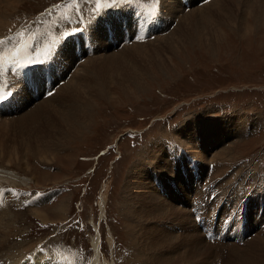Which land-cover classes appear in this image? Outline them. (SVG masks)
<instances>
[{
	"label": "rangeland",
	"instance_id": "1",
	"mask_svg": "<svg viewBox=\"0 0 264 264\" xmlns=\"http://www.w3.org/2000/svg\"><path fill=\"white\" fill-rule=\"evenodd\" d=\"M132 1L13 0L11 5L0 6V52L14 51L8 53V59L12 60L11 55L16 54L19 59L39 66L42 63H32L33 59L42 58L49 49L57 46L62 37H66L59 43L55 58L64 48L62 42L66 49L81 51L79 62L91 55L90 59L95 61L86 68L90 85L97 90L107 87V94L90 98L88 125L70 135L63 124V109L56 101L45 103L39 108L40 112H44L31 117V109L39 106L45 98L32 97L30 89L34 93L33 86L29 83L23 89L30 96H26L29 101L24 100V105L19 102L24 97L20 96V87L13 100L10 97L7 100L11 104L10 110L14 111L0 116V121H8L0 126V169L12 170L19 177L28 176L30 179L24 183L0 173V199L3 201L0 200V216L9 218L6 223L9 227L0 238V264H19L25 255L31 251L32 255L37 249L38 252L56 255L55 262L89 264L92 250H87V246L98 228L103 252L100 259L114 264H157L159 260L175 261L176 264H239L235 262L239 258L246 261L251 255L255 256L254 253L263 252L264 13L257 11L248 0H237L234 7L224 3L226 5L222 7L210 8L207 5L214 0L208 1V4L200 3L201 0H187L185 3L182 0H159L162 13L158 15L159 19L152 22L148 20L150 15L146 6L130 3ZM258 4L264 6V0H259ZM97 8L101 9L99 13ZM190 8L203 12L200 13L207 18L212 32L205 35V41L209 39L207 42L197 38L195 24L201 32L207 28L197 23L193 25L189 19L191 28L187 32L182 28L175 34L176 37L181 34L184 39L176 49L173 46L160 53L161 48L167 45L162 43L145 46L154 48L148 54L133 50H129L128 54L121 53L123 48L131 47L135 42L145 44L161 35L167 36ZM133 12L137 17L134 26L141 28L140 32L143 28L145 30L137 41L133 39L135 34L126 31L130 30L128 20ZM109 15L117 17L120 29L119 26L114 29L117 37L114 41H118L115 48L114 43L111 45L109 41H102L105 50H102L101 56H108V65H104V59L93 57L95 53L92 51L98 43L91 34L93 22L104 24ZM60 21L63 24L54 27V23L61 24ZM108 27L115 28L112 23L100 26L106 34ZM123 27H127L124 29L128 36L123 33ZM82 29L88 35L91 54L78 47L80 33H74ZM40 31H49L44 35H49V38L37 40L36 35ZM125 37L128 40L125 41ZM1 56L0 63L5 64L6 56ZM55 58L51 55L43 65H47V71L51 70L54 75L55 70H59L60 78L64 76L67 80L73 68H69L67 63L61 68L59 66L62 60L68 61L67 55L59 59L56 68L51 62ZM47 67L37 68L44 70ZM4 69L0 67V73ZM35 72L39 75L38 71ZM33 73L26 75L30 78ZM64 78L62 81L66 82ZM58 83L54 82V90L60 86ZM135 84L137 86L133 89ZM126 86L131 88H124ZM55 106L56 111L48 110ZM210 121L213 123L209 124ZM247 123L251 130L250 133L247 131L248 135L244 132ZM183 124L192 125L190 130L195 136L179 133ZM203 124L205 128L201 127ZM212 124L210 129L216 127L211 131L208 125ZM195 129H199L197 134ZM254 130L258 131L252 133ZM203 141H207V145L202 147ZM6 148L14 152L3 151ZM168 149L173 152L192 150L204 155L198 157L193 153L185 156L186 160L180 158L181 169L185 172L181 175L172 166L173 158ZM219 151L229 152L228 161L220 160ZM216 153L217 158L212 160ZM9 154H15V157L12 156L14 160ZM182 155H177L176 159ZM212 161L213 168L209 164ZM136 164L139 166L138 174L136 178L132 176L140 186L136 196H144L149 201L152 196H158L157 200L150 201L152 206L166 199L169 206L185 210L186 222L167 219L152 224L157 230L160 228L159 237L167 238V242H176L173 251H165L167 254L163 252L162 256L155 255L156 262L146 258L148 253L141 248L142 241L133 236V233L138 234L137 223L127 213V206L130 208L131 205H126V180ZM226 164L228 168L224 170ZM143 168L145 171L141 170ZM199 180L202 184L198 186ZM8 189H11L10 193ZM44 194L48 196L41 197ZM133 206L136 207V200ZM218 206L220 210L217 212ZM190 207H194L195 212L197 209L205 221L210 213L212 216L216 213L226 215L221 222L229 221L227 235L233 236L235 241L228 236L224 242L212 244L206 241ZM238 213L240 215L236 216ZM236 222L240 224V230L232 227ZM34 225L38 226L36 230ZM167 230L172 231L171 241L162 234ZM189 232L196 235L198 241L201 239L204 246L210 247L213 258L211 256L204 262L205 258L186 251L195 244L192 237L189 247L183 244L181 238Z\"/></svg>",
	"mask_w": 264,
	"mask_h": 264
},
{
	"label": "bare ground",
	"instance_id": "2",
	"mask_svg": "<svg viewBox=\"0 0 264 264\" xmlns=\"http://www.w3.org/2000/svg\"><path fill=\"white\" fill-rule=\"evenodd\" d=\"M15 1V0H14ZM162 1V0H161ZM211 1V0H210ZM237 0H214L213 2H211L210 4H208L207 2V8H210V7H213V6H216L217 5H223L224 3H228V5L226 6H233L234 3H236ZM250 3H253L252 5H255V9L257 11H259L260 13H264V6L258 4V1H255V0H248ZM253 1V2H252ZM13 2V0H0V6H5L6 5H11L10 3ZM161 4V3H160ZM164 4V3H163ZM143 5V4H142ZM205 5V4H204ZM178 6V5H177ZM139 7V6H138ZM145 7V6H144ZM222 7V6H221ZM234 7V6H233ZM141 8V7H140ZM165 8V7H164ZM171 8V7H170ZM204 8V7H203ZM0 9H2L0 7ZM176 9V8H174ZM145 10V9H144ZM167 10V9H166ZM226 10V8L224 9ZM142 11V10H141ZM227 11V10H226ZM164 12V11H163ZM166 12V11H165ZM164 12V13H165ZM199 10H197L196 8H190L189 11L187 12V14H184L182 15V17L179 19V22H178V25L175 27V29H173V31L171 33H169L167 36H162L157 38V39H154V41L152 42H147L145 44L143 43H138V42H135L132 44L131 47H125L123 48L120 52L121 53H126L128 54L129 50H133V51H139V52H143L144 54H148L149 51L151 50V47L150 48H146L145 46H148V45H160L163 43L164 44H167L165 45L164 47L161 48V52H164L165 51V48H172L173 47L174 49H176L179 45H181V43L184 41L183 37L181 36V34L178 35V37H176V32L179 30V32L181 31L180 29H184L185 32H187L190 28H191V25H190V22H189V19H191L193 22L192 24L194 25L195 23L200 24L203 28H207L205 31L204 29H202L203 32H201L200 30H197L196 29V24H195V33L197 34V38L200 39V40H204V42H207L205 41L207 38L205 37L208 36L210 33H212L210 30V28L208 27V20L207 18L204 16V14H201L203 12H201ZM217 12V11H216ZM225 12V11H224ZM223 12V13H224ZM81 13V12H80ZM209 13V12H208ZM215 13V12H214ZM220 13V12H219ZM128 14V13H127ZM181 14V13H180ZM212 14V13H211ZM227 14V13H226ZM107 15V14H106ZM136 14L133 12L131 13V16L130 17V20H128V28H130V30H126L128 34H135V37H133V39H135L137 41V39H140L142 33H143V30L144 28L142 29V32L141 31V28H136L134 26V24L136 23L135 22V19L137 18L135 16ZM174 15V14H173ZM177 15V14H176ZM214 15V14H213ZM222 15V13H221ZM101 16V15H100ZM112 15H109V19L107 21L104 22V24H113V27H108L109 29V32L108 34H106V31L104 33V31H102V29L100 28V26H105L104 24H100V22L97 24V23H94L93 22V31H92V39H94L97 43H98V47L95 48L92 53H95L94 54V59H104L103 60V64L104 65H108L107 63V59H108V56H101L102 55V50H105L104 47L105 45L102 43L105 42V41H109L110 43L109 44H113L114 43V40L117 38L115 37L114 35V29H118V26H119V29H120V24L118 25V23H116V20H117V17H111ZM169 16V15H168ZM218 16V15H217ZM216 16V17H217ZM98 17V16H97ZM213 17V16H212ZM173 19V17H171ZM218 19V17L216 18ZM147 20V19H146ZM188 20V21H187ZM190 20V21H191ZM199 20V21H198ZM64 21V19H63ZM187 21V22H186ZM148 22V21H147ZM59 23H62L61 21ZM150 24V23H149ZM200 26V28H202ZM161 27V26H160ZM193 27V26H192ZM124 28H127V27H123L122 29ZM210 29V30H209ZM145 31V30H144ZM158 31V30H157ZM166 31V30H165ZM121 32V30H120ZM169 32V31H168ZM167 32V33H168ZM194 32V30L192 31ZM159 33V32H158ZM156 33V34H158ZM164 33V32H162ZM107 36H106V35ZM128 34H126V36H128ZM144 34V33H143ZM160 34V33H159ZM178 34V33H177ZM150 36V35H149ZM184 36V34H183ZM109 37V38H108ZM156 37V36H155ZM128 37H125V41ZM147 38V37H146ZM154 38V37H153ZM123 39V40H124ZM128 40V39H127ZM143 40V39H142ZM141 41V40H140ZM94 42V41H93ZM129 42V41H128ZM127 42V43H128ZM125 43V42H124ZM126 44V43H125ZM62 45L64 46V48H62L58 53H57V56L55 59L57 60H53L51 62H54L55 64V67L56 68L58 66V61L61 57H64L65 54L67 55V59L68 61H61V63L59 64L60 68L67 63V66L69 68H73L72 72H71V75L68 76L66 82H63V84H61L60 86H56L57 89L54 91V93L48 97V98H45V100H43L42 102L39 103V106H37L36 108L33 107L32 110V116L34 115H38V114H41L42 112H40L39 108L42 106V105H46L45 103H50L52 104V102L50 101H56V104L61 107V110H62V114H63V124L65 125V127L67 128L66 132L68 133V135L72 134V133H76V132H79L81 131V129L85 126L88 125V121H89V117H90V98L92 96H97V95H100V94H107V91L105 88H107L106 86H104L102 89H95L93 87H91V83H90V77H89V74L87 73V65L88 64H91L93 63L92 62V59H90L91 55L89 56V59L87 58V60L84 58V60L82 62H79V59H80V55H79V52L81 51H74V48H68L66 49L65 45H64V42H62ZM121 45H123L121 43ZM124 47V46H123ZM108 48V47H107ZM154 49V48H153ZM66 50L69 51L66 53ZM98 50V52H96ZM167 52V50H166ZM170 52V51H169ZM105 53V52H104ZM155 53V52H154ZM156 54H159L158 52H156ZM155 54V55H156ZM112 55V54H111ZM124 55V54H123ZM136 55V54H135ZM154 55V56H155ZM163 55V54H161ZM3 57V56H1ZM12 58V57H11ZM145 58V57H144ZM5 59V58H4ZM161 59V58H159ZM3 60V59H2ZM156 60V59H155ZM100 61V60H99ZM98 62V61H97ZM101 62V61H100ZM151 62V61H150ZM75 64H77V66L74 68ZM153 64V63H152ZM155 64V63H154ZM73 66V67H72ZM65 67V66H64ZM63 67V68H64ZM90 67V66H89ZM88 67V68H89ZM132 67V66H131ZM95 68V67H94ZM47 70L48 67L46 68ZM91 69V68H90ZM98 69V68H97ZM51 71V70H50ZM50 71H47L48 74H47V77H45V83H48V82H56L58 83L59 80H62L64 78L61 77L60 78V71L59 70H55L56 74L54 75V72L51 73ZM82 71V73H81ZM130 71V70H129ZM95 72V71H94ZM108 72H110V69H108ZM27 73V72H26ZM26 73L24 72V74L22 73L20 75V83L22 84L20 89H21V97H23L19 102L21 105H24L23 102L24 100L25 101H29V99H25L26 96H29V94H27V91L25 89V91H23V89L25 88V84L29 83V85L31 86H35L33 83L34 81H38L40 82L41 81V78L39 75L36 74V72L33 73L32 77L28 78V75H26ZM98 73V72H97ZM131 73V72H130ZM12 74H14L12 72ZM9 76H11V72H9V75H8V72H6V70L4 69L1 73H0V96L3 94L4 91H6L8 88L6 87H11V82L9 80ZM99 75L97 74V77ZM12 78H15L13 77V75L11 76ZM120 77V76H119ZM99 78V77H98ZM96 79V77H95ZM94 79V80H95ZM27 80V82H26ZM29 80L31 81V83L29 82ZM137 80V79H136ZM10 82V83H9ZM100 82V81H98ZM136 82V81H135ZM44 83V84H45ZM102 83V82H100ZM59 84V83H58ZM91 84V85H90ZM99 84V83H98ZM103 84V83H102ZM96 86V85H95ZM125 86V85H124ZM137 85H132L133 89L134 87H136ZM100 87V86H99ZM38 88V86H37ZM35 87V90L38 92V89ZM124 88H131L129 86H126ZM33 90H34V87H33ZM31 93H32V97H34V93L32 92V90L30 89ZM101 92V93H97V92ZM88 92H89V96H88ZM19 94V93H18ZM88 96V97H87ZM30 97V96H29ZM62 97H65V99L61 100ZM105 97V96H104ZM67 98V99H66ZM60 100V102H58ZM93 102V100H92ZM8 103H10L8 101ZM58 107V108H59ZM10 108V107H9ZM56 109V106L55 108H48L49 111L51 110H55ZM30 110V112H31ZM47 111V110H46ZM56 111V110H55ZM58 112V111H57ZM52 113V112H51ZM29 114V113H28ZM31 114V113H30ZM26 115V114H25ZM12 117V116H11ZM21 117V116H20ZM51 117V116H50ZM37 118V117H36ZM17 119V118H16ZM7 119H5L4 121L1 119L0 121V126H3L6 122ZM9 120V119H8ZM19 121H20V118H19ZM62 121V120H61ZM205 121H203L204 123ZM213 122L210 121L209 124H211ZM60 124V123H59ZM33 126V125H32ZM184 124L181 126V128L179 129V133L181 134H184V135H188V136H195L194 133H192L193 131L190 130V127L192 125H185L184 127ZM205 124L201 125V127H204L205 128ZM209 129L210 127H213V124L212 125H208ZM216 127V126H215ZM214 127V129H215ZM1 128V127H0ZM6 128V127H5ZM61 129V128H60ZM214 129H210L211 131L214 130ZM199 131V129H195L194 132L197 134V132ZM6 135V134H5ZM5 135H2L1 137H5ZM202 135L199 136V138H201ZM8 139V138H7ZM200 141V140H199ZM59 142V141H58ZM157 144H160V142H156ZM162 143V142H161ZM1 144V142H0ZM6 144V143H5ZM10 145V144H9ZM165 145V143H164ZM204 145H207V141H203L201 143V146L203 147ZM2 146V145H1ZM167 146V145H166ZM5 147V146H4ZM168 147V146H167ZM168 148H172V147H168ZM14 149V148H13ZM222 149V148H221ZM2 150V149H1ZM168 153L172 156L173 158V167L175 166V168L177 170H179V173L182 175V173L185 174V172H183V169L182 168V164L180 162V158L182 160H186L188 158H185V156L189 157L190 155H192L193 153H195L198 157L200 155H204L202 153H198V151H192L190 150L189 151H171L170 149H168ZM3 151H13L11 149H7L6 150H3ZM152 151V150H151ZM14 152V151H13ZM11 152V153H13ZM147 151H145L144 153H146ZM7 153V152H6ZM16 153V152H15ZM184 154L182 156H179L178 159H176L177 155L179 154ZM218 154H221L219 158H221L220 160H227L228 161V157L230 156L229 152L228 151H219ZM217 153L215 154V156H212V160H215L217 158ZM6 155V154H5ZM15 155V154H14ZM14 155H11L9 154L8 156L9 157H12ZM145 155V154H144ZM17 156V155H16ZM15 157V156H14ZM19 156H17L18 158ZM216 157V158H215ZM13 158V157H12ZM20 158V157H19ZM185 158V159H184ZM215 158V159H213ZM9 161V163L11 161V158H8L7 159ZM14 160V158H13ZM20 160V159H17V161ZM251 161V160H250ZM213 162V161H212ZM222 162V161H221ZM183 163V162H182ZM218 163V162H217ZM234 163H237L236 161ZM241 164V163H240ZM246 164V163H245ZM239 165V164H238ZM242 165V164H241ZM244 165V164H243ZM248 165V164H247ZM252 165V164H251ZM208 166V165H207ZM172 167V168H173ZM221 167H223L221 165ZM226 167L228 168V165L226 164L225 165V169L226 170ZM220 168V167H219ZM218 169V168H217ZM215 169V171H219ZM138 170H139V166L138 164L134 165V167L131 168V170L129 171V174H128V177H127V180H126V196H127V204L126 205H131L130 208L129 206H127V213L130 217L131 220H134V222H136V226L135 228L138 229V234L136 233H133V236L135 238H139L138 240L142 241L140 242L141 244V248H143L144 251H147L148 255H146V258L151 261V262H156V258L154 257L155 255L156 256H162L163 255V252L167 251V252H170V251H173V248L176 247V242H167L168 239L167 238H164V237H159V232H160V228L157 230L156 227H154L152 224H154L155 222L156 223H159L160 220H167V219H172L174 221H178V222H186L187 220H185V215H184V211L181 209H177L175 208V206H169V202L165 199V200H159L157 201L158 203H153V205L155 206H152L151 205V202L150 201H154V200H157L156 197L152 196L151 200L149 201L147 198H145L144 196H141L142 198H139L138 196L135 195V192L140 188L139 185H137V180L136 179H133L132 176H134L135 178L137 177V174H138ZM142 171H145V168L141 169ZM185 170V169H184ZM234 170V169H233ZM200 171V170H199ZM190 172V171H189ZM231 172V171H230ZM233 172V171H232ZM0 173H5L7 176L11 177V178H18L20 179L21 182H26L27 180H29L30 178L28 176L26 177H19L18 175H16L12 170H9V169H4V168H1L0 169ZM187 173V172H186ZM190 176V175H189ZM219 176V175H217ZM232 176H235L232 174ZM130 177V178H129ZM212 178V177H211ZM217 178V177H216ZM231 179V178H229ZM212 180V179H211ZM224 180V179H223ZM234 180V179H233ZM214 181V180H213ZM217 182V181H216ZM227 182V181H226ZM221 184V183H220ZM198 197V196H197ZM134 200H136V207L133 206V202ZM129 202V203H128ZM144 202H146L144 204ZM138 203V204H137ZM60 210V209H59ZM37 213V211H36ZM45 214V213H44ZM182 220V221H181ZM9 221V218L5 215L3 216H0V238L4 236L5 234V230L8 229V225L6 226V223ZM42 221H45L44 218H42ZM162 222H166V221H161ZM177 223V222H176ZM134 228V230H135ZM192 228V227H191ZM190 229V228H189ZM164 230V229H163ZM188 232V231H187ZM168 233V235H166ZM170 233H172V231H168L167 232H162V234H164L166 237H168L171 241L172 239V235H170ZM186 233V232H185ZM162 235V236H164ZM99 237L100 235L98 236V231L96 233V235H94L92 237V248H93V254H92V257H91V263H95L97 260H99L101 262V264H114V263H111V262H108V261H101L100 259V253H101V248H100V242H99ZM191 237H192V242L195 243L194 245H192L191 247H189L190 245V240H191ZM261 237V236H260ZM183 239V244L186 245L187 244V247H189L186 251L189 252V253H192V254H196V255H200L202 258H205L204 262H206V260H208L211 256H212V253L210 251V247H206L204 246V244L201 242V239L200 241H198L196 239V235L194 234H190L187 233V234H184V236L181 238ZM181 239L179 238H175V240H178V241H181ZM137 241V240H136ZM252 241V239H251ZM206 242V241H205ZM264 242V241H263ZM174 243V244H172ZM138 244V245H140ZM261 244V243H260ZM264 244V243H263ZM256 245V244H255ZM154 246V248H152ZM139 247V248H140ZM214 248V247H213ZM228 248V247H227ZM235 248V247H234ZM259 248V247H258ZM154 251H153V250ZM255 249V248H254ZM230 250V249H229ZM35 251V250H34ZM143 251V252H144ZM153 251V252H151ZM239 251V250H238ZM241 251V250H240ZM256 251V250H255ZM208 252L207 255H205L206 253ZM222 252V251H221ZM264 252V250H263ZM263 252H258V253H254L256 254L255 256H250L249 259H247L246 261H244V259H241L239 258L238 261H235V262H239V264H264V254ZM48 253V252H47ZM46 252L42 253V252H35L34 254L30 255L29 257L23 259L22 261H20L19 264H64V262L62 261H54V255H49L47 254ZM166 253V252H165ZM246 251H245V256H246ZM51 254V253H50ZM167 254V253H166ZM248 257V256H247ZM213 258V256H212ZM211 258V259H212ZM228 258V257H227ZM245 258V257H244ZM157 264H176L175 261H161L159 260V263ZM179 264V263H178ZM188 264H191V263H188Z\"/></svg>",
	"mask_w": 264,
	"mask_h": 264
},
{
	"label": "snow or ice",
	"instance_id": "3",
	"mask_svg": "<svg viewBox=\"0 0 264 264\" xmlns=\"http://www.w3.org/2000/svg\"><path fill=\"white\" fill-rule=\"evenodd\" d=\"M97 3H99V0H97ZM158 3H159V0H156V6L151 8V9H149V14L152 17H155L156 15H158ZM100 11H101V9L97 8V13H99ZM51 55H52V50L49 49V51L47 53H45V55L42 58L41 57L34 58L32 63H45L51 58ZM13 62L16 65L17 69H23V68H26V67L29 66L27 64L19 63L18 60H14ZM10 95H11V93L9 94V96ZM6 98L7 97L0 96V99H6Z\"/></svg>",
	"mask_w": 264,
	"mask_h": 264
}]
</instances>
